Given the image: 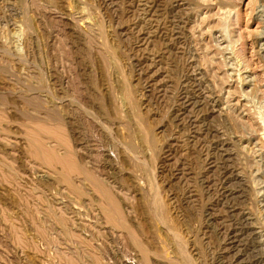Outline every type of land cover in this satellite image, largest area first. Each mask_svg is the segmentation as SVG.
I'll use <instances>...</instances> for the list:
<instances>
[{"label": "rangeland", "instance_id": "rangeland-1", "mask_svg": "<svg viewBox=\"0 0 264 264\" xmlns=\"http://www.w3.org/2000/svg\"><path fill=\"white\" fill-rule=\"evenodd\" d=\"M0 264H264V0H0Z\"/></svg>", "mask_w": 264, "mask_h": 264}, {"label": "bare ground", "instance_id": "bare-ground-1", "mask_svg": "<svg viewBox=\"0 0 264 264\" xmlns=\"http://www.w3.org/2000/svg\"><path fill=\"white\" fill-rule=\"evenodd\" d=\"M43 145V144H42ZM48 156V155H47ZM59 158V157H58ZM91 177V176H90ZM100 181V180H99ZM137 183V182H136ZM106 185V184H105ZM137 185V184H136ZM82 190V189H81ZM116 206V205H115ZM117 206H118V204H117ZM111 209L110 210H112V207H110ZM115 209H117V208H115ZM112 216H114V215H112ZM136 234V233H135ZM148 244V243H147ZM163 253V252H162ZM145 261V260H144Z\"/></svg>", "mask_w": 264, "mask_h": 264}]
</instances>
